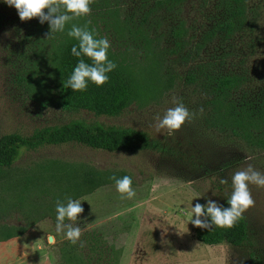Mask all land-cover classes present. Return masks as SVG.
<instances>
[{
    "label": "rangeland",
    "instance_id": "374dc122",
    "mask_svg": "<svg viewBox=\"0 0 264 264\" xmlns=\"http://www.w3.org/2000/svg\"><path fill=\"white\" fill-rule=\"evenodd\" d=\"M224 4L222 0H93L90 14L75 17L63 32L49 34L47 21H21L15 7L0 0V136L29 135L45 125L83 118L143 130L158 143L157 148L135 153L77 145L23 151L0 177V240L14 231L12 227L57 218V200L66 204L70 198L81 200L84 211L76 225L82 233L94 232L112 248L105 260L94 264H110L118 251V264H252L250 253L264 263V187L249 184L255 203L243 213L248 223V241L243 245L200 243L193 238L194 225L189 221L195 218L196 203L211 199L221 204L231 196L236 171L251 164L264 173V150L213 120L216 107L210 102L208 82V77L239 75L242 84L231 93V102L257 106L264 90V0H246L243 24L232 34L219 29L226 20ZM73 24L86 25L97 39L107 37L108 59L137 80L139 96L120 115L42 105L54 88L58 45L73 38L67 34ZM175 30H180L179 37ZM192 73L195 81L189 82L186 76ZM174 98L194 117L172 135L167 129L158 132L157 117L176 106ZM81 162L132 177L135 197L122 198L115 183L78 197L80 189L67 182L69 176H50L63 168L74 175ZM51 163L63 167L48 171ZM43 224L48 226L41 243L46 248L44 264H58L59 247L67 239L49 220ZM49 236L55 243L48 242ZM81 252L96 257L86 248Z\"/></svg>",
    "mask_w": 264,
    "mask_h": 264
},
{
    "label": "trees",
    "instance_id": "16d2710c",
    "mask_svg": "<svg viewBox=\"0 0 264 264\" xmlns=\"http://www.w3.org/2000/svg\"><path fill=\"white\" fill-rule=\"evenodd\" d=\"M222 1L225 2L226 20L220 24L219 29L226 34H232L243 24L246 0ZM180 33V30L173 32L176 37H179ZM78 43L75 38H70L58 45L55 56L54 88L51 94L45 97L42 105L44 107L53 106L68 112L87 110L96 115H120L137 99L140 93L137 80L124 68L117 66L108 73V82L101 86L89 81L87 89L84 91H73L66 87L67 80L80 59L92 64V60L86 56L72 55L71 48L73 45L78 46ZM186 79L189 82H194L195 75L188 74ZM208 82L211 85L212 98L210 102L216 107V116L212 118L217 121L219 128L230 127L233 133L264 150V90L257 106L251 108L242 104L234 105L230 100L231 93L242 84L241 76L236 74L217 75L208 77ZM220 107L223 109L219 110ZM46 145H77L107 152L135 153L140 150L157 148L158 143L151 139L145 131L133 127L74 118L64 123L36 128L29 135L8 133L0 136V177L5 168L11 167L19 159L23 151L35 150ZM62 167V164L51 163L47 165L46 169L54 171ZM77 169V171L74 169V175L71 174V171L63 168L57 173L51 172L50 176L56 177V179L69 176L71 179L67 182L80 189L78 197L90 193L102 185L115 183V180L111 179L113 176L117 179L123 177V173L98 170L82 162ZM229 198L226 197L220 205L228 207ZM50 217L57 223L55 216ZM27 226L19 227V233L25 231ZM12 228L9 229L12 230ZM12 232L14 231L7 232L3 238H10ZM192 235L195 240L206 245L225 242L233 246H240L248 241V223L242 214V218L232 228L212 225L209 229H202L194 226ZM83 248L90 251L91 256L95 254V259L85 257L81 252ZM111 249L96 233L84 232L76 244H72L68 239L62 242L59 247L58 264H94L99 260H105L106 254ZM120 256L121 251H118L116 256L109 260V263L118 264ZM250 257L252 264H264L258 255L250 253Z\"/></svg>",
    "mask_w": 264,
    "mask_h": 264
},
{
    "label": "clouds",
    "instance_id": "9594fccd",
    "mask_svg": "<svg viewBox=\"0 0 264 264\" xmlns=\"http://www.w3.org/2000/svg\"><path fill=\"white\" fill-rule=\"evenodd\" d=\"M4 2L15 7L21 21L32 18H39L41 24L47 21L50 26V34L63 32L66 24L75 17L90 14V5L93 0H4ZM62 8L64 11H61ZM67 34L79 42L78 46H72V55L76 57L86 56L92 60V64L80 59L67 80L66 87L73 91H84L87 89L89 81L97 86L107 83L108 73L117 67L113 61L108 59V50L111 47L109 39L107 37L97 39L93 32L87 29L86 25L80 27L73 24ZM173 102L176 104L175 107L169 108L163 118L157 117L156 128L158 132L160 129H167L168 134L172 135L180 129L185 121L194 117V114L182 102H178L175 98ZM111 179L115 180L116 190L122 198L131 199L135 197L136 192L132 187V177L125 175L117 179L113 176ZM220 182L224 184L227 183V180L222 179ZM250 183L264 187V173L255 170L251 164L246 169L236 171L233 174V191L227 201L228 207H224L211 199L206 204L196 203L192 207L195 218L193 219L192 216L189 221L202 229H209L212 225L221 228L234 227L242 218V214L255 203L249 189ZM80 201L69 198L66 204L60 200L56 202L57 223L55 231L57 234H64L65 238L72 244H76L82 235V229L76 225L79 214L84 211ZM66 219L70 223H65ZM48 242L55 243V237L49 236ZM81 246H83L82 243Z\"/></svg>",
    "mask_w": 264,
    "mask_h": 264
},
{
    "label": "crops",
    "instance_id": "0c3cea01",
    "mask_svg": "<svg viewBox=\"0 0 264 264\" xmlns=\"http://www.w3.org/2000/svg\"><path fill=\"white\" fill-rule=\"evenodd\" d=\"M48 220L51 227H55L56 223L51 218L32 221L29 226L13 227L12 236L0 240V252H3L0 255V264H44L43 255L46 248L42 244L48 226H45L43 222ZM22 226H27L26 230L19 233V227Z\"/></svg>",
    "mask_w": 264,
    "mask_h": 264
}]
</instances>
